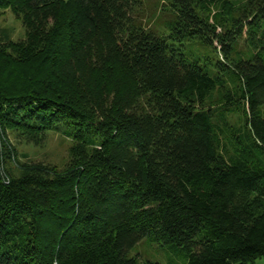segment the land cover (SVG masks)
<instances>
[{
    "label": "trees",
    "instance_id": "1",
    "mask_svg": "<svg viewBox=\"0 0 264 264\" xmlns=\"http://www.w3.org/2000/svg\"><path fill=\"white\" fill-rule=\"evenodd\" d=\"M148 1L0 0V264H264V0Z\"/></svg>",
    "mask_w": 264,
    "mask_h": 264
},
{
    "label": "rangeland",
    "instance_id": "2",
    "mask_svg": "<svg viewBox=\"0 0 264 264\" xmlns=\"http://www.w3.org/2000/svg\"><path fill=\"white\" fill-rule=\"evenodd\" d=\"M153 2L148 1L147 7L143 8V15L154 16ZM0 28L12 29L15 40L26 36V29L21 18L15 15L10 8L0 10ZM9 137L16 146L20 158L22 154H27L33 161L52 163L59 167L66 165L69 159L72 141L58 132H48L45 139L36 144L27 142L19 133H10ZM131 254L136 255L138 264H182L185 259L184 251L172 248L168 244L153 242L148 237L141 240L132 249Z\"/></svg>",
    "mask_w": 264,
    "mask_h": 264
}]
</instances>
